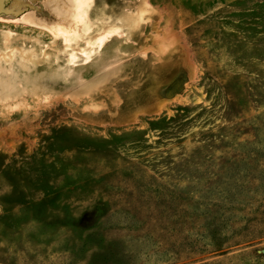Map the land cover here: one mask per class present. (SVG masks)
<instances>
[{
  "label": "rangeland",
  "instance_id": "374dc122",
  "mask_svg": "<svg viewBox=\"0 0 264 264\" xmlns=\"http://www.w3.org/2000/svg\"><path fill=\"white\" fill-rule=\"evenodd\" d=\"M0 264H264V0H0Z\"/></svg>",
  "mask_w": 264,
  "mask_h": 264
}]
</instances>
